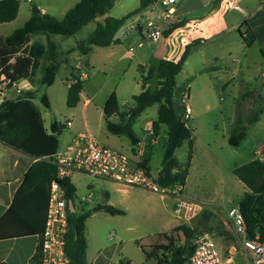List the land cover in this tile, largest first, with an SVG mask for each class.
Returning <instances> with one entry per match:
<instances>
[{
	"label": "rangeland",
	"instance_id": "rangeland-1",
	"mask_svg": "<svg viewBox=\"0 0 264 264\" xmlns=\"http://www.w3.org/2000/svg\"><path fill=\"white\" fill-rule=\"evenodd\" d=\"M137 1L130 0L128 4L131 6ZM22 4L20 17L14 24L19 28L25 24L30 7L25 0ZM239 4L241 10H231L227 14L228 29L244 21L249 23L253 16L264 10V0H240ZM156 8L149 15L156 25L163 28L161 20L154 15L158 12L162 15V5L159 3ZM202 12L192 16H199ZM122 14L123 6H114L111 15L120 17ZM94 28V22L88 24L76 35L65 39L63 45L66 44L67 49L76 47L79 41L89 37ZM11 29L2 28L1 34ZM245 29L247 26H244ZM163 39L149 41L148 44L160 47ZM121 45L115 56L104 48L93 46L88 55L89 63L84 65L78 64L76 54L66 53L63 57L68 58L69 63L62 65L52 86L43 85L39 73L35 82L36 91L32 92L33 103L41 112L45 126L50 128L55 120L61 123L71 120L73 123L59 138L61 151L74 136L87 133L103 146L131 155L130 140L110 134L104 118L113 94H116L121 111H127L134 105V96L142 92L135 53L130 49L138 48L128 43L126 38H122ZM72 72L89 76L85 80L83 98L75 108L67 106V79ZM180 89L189 91L193 111L188 122L192 131L193 161L186 191L181 192L180 198L198 205L195 217L188 221L176 218L173 215L176 197L169 192L125 187L117 183L113 185L111 183L114 182L86 175L76 176L77 206L86 198L89 200L84 205L86 210L106 204L125 212L115 216L97 212L87 220L85 234L90 242L87 249L90 264H159L155 257H148L147 254L153 251L160 257L170 256L163 247L170 244L174 248L183 246L185 237L178 230L180 226L196 230L197 235L209 233L223 253L235 246L239 254V238L233 231L228 212L238 208L246 188L233 171L254 159L264 158V114L257 123L249 126L247 137L239 147L230 146L228 139L238 115L248 120L264 108V51L259 44L247 46L240 32L235 30L201 47L193 46L183 72L177 77L175 102L177 107L182 108ZM9 94L13 96L15 92ZM43 95L48 96L50 109L42 104ZM86 100H90L88 105H85ZM157 118L158 105H154L136 120L134 131L138 134L142 130L149 132L151 122ZM112 121L119 122V116L113 117ZM163 129L167 131L168 127L165 125ZM156 141L148 151L152 149L151 171L158 180L164 156L163 136ZM189 151L187 142L177 150L176 156L181 163L187 161ZM91 184L94 187L90 189ZM107 191L110 192L108 201ZM76 213H81L79 207ZM175 222L177 225L172 228ZM96 258L100 260L96 262Z\"/></svg>",
	"mask_w": 264,
	"mask_h": 264
},
{
	"label": "trees",
	"instance_id": "trees-1",
	"mask_svg": "<svg viewBox=\"0 0 264 264\" xmlns=\"http://www.w3.org/2000/svg\"><path fill=\"white\" fill-rule=\"evenodd\" d=\"M118 0H80L70 9L62 19L53 15L44 14L36 6L31 5V17L26 23L16 29L10 36H0V85L1 77L7 80L18 82L33 78L40 68L42 58L47 55L49 64L44 71L42 84L52 86L55 83L57 74L62 65L68 63L61 59L60 45L53 40L54 36L64 39L76 35L81 29L98 17L109 14ZM158 0H140V7L127 14L121 19L109 15L102 21L96 22L95 30L89 37L77 43L67 54L76 51L86 57L93 46L109 47L118 44L121 39L115 40L118 33L134 17L141 15ZM220 2V0H218ZM20 11L19 0H0V25L14 22ZM182 25H173L165 29L164 37H169L175 29ZM244 26L247 29L244 30ZM235 30L240 32L247 46H252L256 37L248 21L235 28H229L225 32ZM142 34V28H139ZM44 34L48 38L47 47L35 44L28 48L32 35ZM210 40H197L195 43H208ZM194 44H191L193 46ZM190 45L181 59L176 63L166 59L153 57L148 65L138 67L142 82V92L134 96V105L127 111H121L117 104L116 94H113L111 102L104 112L106 128L114 136H125L132 144V152L140 143L133 124L150 107L158 105V118L152 122V135L158 137L163 126H167V139L162 161V169L158 176V183L161 188H167L180 184L185 186L190 174L193 158L192 131L188 126L189 120L185 118L184 108H179L175 102V91L177 89V77L184 69L187 61ZM73 84L68 90L67 106L75 108L81 101V94L84 91L85 80H81L72 72ZM182 90L180 89L179 92ZM34 93L23 92L17 99H5L0 103V142L17 151L35 158L37 161L29 168L25 175L24 182L16 196V200L5 216V219L12 214H18V201L26 194H31L37 199L43 196L44 215L38 224H32L30 230L21 233L9 234L0 233L1 238L25 236L28 234L41 235L44 231L47 217L50 184L55 179L57 167L54 164V156L59 150V138L66 128L65 123L52 121L50 128L44 126L43 117L39 109L33 103ZM45 108L50 109V101L47 95L41 98ZM264 114V108L259 109L248 120L238 115L232 126L228 143L232 147H239L246 139L249 126L257 123L260 116ZM119 116V122L111 121L113 116ZM189 144L187 161L181 163L176 152L185 143ZM151 154L143 157L141 166L147 167L150 171ZM233 173L246 188L244 196L239 202L238 208L243 214L249 236L264 239V160L254 159L249 163L237 167ZM66 192L68 202H75L76 188L70 178L60 181ZM97 212H105L111 215H124L125 212L110 205H98L91 209L83 210L80 214L69 213V229L67 234V254L70 264H88L86 260L88 243L85 236L87 220ZM185 237V244L174 248L172 244L163 247L170 256L160 257L157 253H148V257H155L159 264H186L188 258L194 251L193 242L196 239L197 231L185 226L178 227ZM100 260L98 258L97 262Z\"/></svg>",
	"mask_w": 264,
	"mask_h": 264
},
{
	"label": "crops",
	"instance_id": "crops-1",
	"mask_svg": "<svg viewBox=\"0 0 264 264\" xmlns=\"http://www.w3.org/2000/svg\"><path fill=\"white\" fill-rule=\"evenodd\" d=\"M79 1L80 0H25V3H29L30 7L31 5H36L44 14H50V15L55 16L58 19H62L66 15V13L70 9H72ZM129 1L130 0H118L115 3L114 6H117V5L123 6V14L120 17H114L113 15H111L114 6L110 10L109 15H111L112 17L116 19H121L125 17L127 14L135 11L136 9L140 7V0H138L137 3L134 2L131 6H129L128 4ZM19 2H20V11H19V15L17 19L20 17L21 8L23 5L22 0H19ZM159 3L160 2L158 1L155 5L150 7L148 10L143 12L141 15L134 17L133 19L141 18L143 22L145 20H152V18L149 15V12L154 13ZM218 5H219L218 0H176L174 2V10H175L174 17L169 23L164 25V29H167L168 27L173 26V25H182V26L181 27L179 26V28L175 29L174 32L169 37L166 38L163 36L162 38H164L163 39L164 41L160 47L154 48L153 46H150V44H148L150 40H148V38L146 37L143 27H142L143 29L142 34L138 31H131V30L123 28L121 30L119 38L121 39V41H122V38H126L128 43H133L134 45L137 46L138 48L137 50H135L133 47H131L130 49L133 50V52L135 53L134 59H136L135 62L138 67L140 65H148L150 60L153 57L162 58V59H166V60L177 63L183 56L187 45L191 46V44H194L193 46L195 47H201L203 45H206L216 40L217 38L222 37V35L225 34V32L228 29V25L226 22V17H227L228 12L224 14L223 16H221L219 20L220 24L217 29L209 31L208 29L205 28L211 25L210 24L211 17L214 11L217 9ZM30 7H29V12L27 14V18L24 23H26V21H28L29 18L31 17ZM163 10L164 9L162 7L161 8L162 15H163ZM198 11H203V12L199 14V16H192L198 13ZM263 13H264V10H261L259 15L253 16L251 20L249 21V25L256 37V41L253 45L259 44L260 48L264 51V15H262ZM154 15H156L157 18L161 20L162 15H160L159 12L158 14H154ZM15 22L16 21L12 23L0 25V36L2 37L10 36L16 29H18L19 26H14ZM96 22H94L95 28H96ZM161 24H162V20H161ZM194 24L201 25L202 27L201 33H199V35L198 34L195 35V33H193V30L191 27ZM2 28H7V29L12 28V29L7 30L6 34H1ZM53 40L60 45L61 59H66L63 56L66 53H68L69 49H71L72 47L67 49L66 44L65 46L63 45L65 39L62 37L59 39H56L54 36ZM197 40H210V42L198 44V43H195V41ZM35 44H41L44 47H47L48 38L44 34H34L32 35L30 42L27 46L28 48H31ZM121 47L122 45L120 42L118 44H113L109 47H105L104 49L108 50L110 52V55L115 56V55H118L119 49ZM77 53L79 52L76 51L75 53H73V54H76L77 60L82 57L85 62L84 64L89 63V59H90L89 56H88V59H85V57H83L80 53L79 54L81 56ZM214 58H216V56H214ZM67 60L69 61L68 58ZM48 64H49V60H48L47 55H45L41 60V65H40V68L37 70L36 75L33 78L19 81L24 92L36 91V88H35L36 79L39 76V73H41V81H42L44 71L46 67L48 66ZM67 81H68V84L69 82H74L72 78V73H70V77L67 79ZM16 97H17L16 94H14L13 96H10V94H8V99H15ZM82 98H83V92L81 94V100ZM89 103H90V100L85 101V105H88ZM113 117H117V115ZM112 118H111V121H112ZM152 122L150 124L151 130L149 132L142 130L140 134L136 133L138 138L140 139V143L136 149V154L132 152V147L130 148L131 156L133 157L135 162L142 161L143 157L147 154L152 155V149L149 151L148 149H150V145L156 144L157 142L156 139H161L163 136L164 143L167 139V131H164L163 128H162L161 134L158 137L156 138L153 137ZM72 126H73V123L69 128H71ZM45 128L49 129L46 126ZM164 145L165 144H162V146L164 147V151H165ZM58 151H60V149ZM260 160H264V158H261ZM36 161L37 160L35 158L29 155H26L20 151H17L9 146H6L0 142V233L1 234L3 233L15 234V233H21L22 231H28L31 229L30 226H32V224H38V222L42 221V217L44 215L43 196L37 199L31 194H26L22 196L20 200L18 201V214H12L8 216L7 219H5V216L9 214V211L12 208L16 200V196L24 182L26 173ZM192 161H193V158H192ZM149 166H150V171H151V165L149 164ZM191 167H192V163H191ZM79 175H83V174L75 173L69 177L72 184L76 188V199L74 202L75 213L77 212L78 207L81 209V212H82L85 209L84 205H86V203H89V201H87L86 198H83L82 201L79 203V206H77L78 184L76 183L75 179H76V176H79ZM111 184L115 185V183H111ZM187 184H188V180H187L186 185L183 186L185 191L187 188ZM93 187H94V184H91V186H89L90 189ZM106 196H107V201H108L110 199L109 191H107ZM89 197H91V195H89ZM103 205H106V204H103ZM176 225H177V222L173 224L172 228ZM38 241H39L38 235H32V234H28L25 236L1 238L0 239V264H31L33 263L35 254L37 251ZM87 243L88 245H90L89 241H87ZM86 260L88 264H90V262L88 261L87 255H86ZM96 260L98 259L96 258L95 261Z\"/></svg>",
	"mask_w": 264,
	"mask_h": 264
},
{
	"label": "built area",
	"instance_id": "built-area-1",
	"mask_svg": "<svg viewBox=\"0 0 264 264\" xmlns=\"http://www.w3.org/2000/svg\"><path fill=\"white\" fill-rule=\"evenodd\" d=\"M163 7V28L156 25L153 20L136 18L130 20L123 28L138 31L144 28L148 40L157 41L164 36V25L169 23L175 14L174 2L176 0H158ZM240 0H220L214 11L210 26L205 27L209 31L219 27L221 16L231 10H241ZM193 33H201V25L194 24ZM143 31V29H142ZM79 65H84V59L78 60ZM81 80L89 78L87 74L77 75ZM0 101L8 99V94L14 91L16 98L23 94L20 82H12L4 76L1 77ZM73 82H69V88ZM189 91H182L181 103L185 110L186 120H190L192 108L190 106ZM0 102V103H1ZM65 124L70 127L71 120ZM142 162H135L131 155L122 151L103 146L94 136L87 133L76 135L64 150H60L54 156V164L57 167L55 179L50 184L49 203L44 231L38 235V246L33 263L31 264H70L67 254V234L69 229V202L66 192L60 181L69 178L75 173H81L91 178L106 180L125 187H142L159 192L163 190L176 197L173 215L186 221L195 217L198 205L180 198L183 186L176 184L167 188H161L158 180L147 167L141 166ZM91 198V197H89ZM87 201H89L87 199ZM228 219L232 224L234 233L239 238V254L235 246L223 253L214 238L209 233H203L193 242L194 251L186 264H264V239L260 236L251 238L248 233L245 218L239 208H233L228 212ZM238 254V255H237ZM237 255V257H236Z\"/></svg>",
	"mask_w": 264,
	"mask_h": 264
},
{
	"label": "water",
	"instance_id": "water-1",
	"mask_svg": "<svg viewBox=\"0 0 264 264\" xmlns=\"http://www.w3.org/2000/svg\"><path fill=\"white\" fill-rule=\"evenodd\" d=\"M108 16H109V14H106V15L103 16V17H98V18L96 19V21H97V22H98V21H102V20H104L105 18H107ZM119 36H120V33H118V34L116 35L115 40H117V39L119 38ZM85 59H88V56H86ZM69 209H70V212H71V213H75L74 202L71 201V200L69 201Z\"/></svg>",
	"mask_w": 264,
	"mask_h": 264
}]
</instances>
